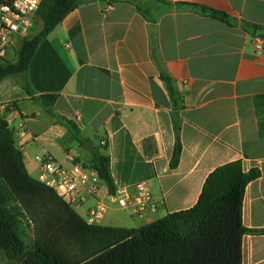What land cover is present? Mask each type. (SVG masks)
<instances>
[{
    "label": "crops",
    "instance_id": "crops-1",
    "mask_svg": "<svg viewBox=\"0 0 264 264\" xmlns=\"http://www.w3.org/2000/svg\"><path fill=\"white\" fill-rule=\"evenodd\" d=\"M183 3L225 12L231 23ZM256 26L264 28V0H85L38 46L31 93L0 83L28 172L38 179L46 156L89 163L108 143L116 192L145 183L158 210L141 217L121 209L100 179L97 197L84 193L71 206L87 220L102 201L99 224L111 211L118 224L109 225L140 228L193 208L214 170L241 161L245 172H261L243 203V223L255 231L243 239V264H264V29ZM42 95L58 99L46 108L35 100Z\"/></svg>",
    "mask_w": 264,
    "mask_h": 264
},
{
    "label": "trees",
    "instance_id": "trees-1",
    "mask_svg": "<svg viewBox=\"0 0 264 264\" xmlns=\"http://www.w3.org/2000/svg\"><path fill=\"white\" fill-rule=\"evenodd\" d=\"M84 1L43 0L37 15L42 30L0 57V83L15 78L31 93L28 69L38 46ZM182 5L231 23L225 12ZM57 99L58 95H42L35 100L49 108ZM64 123L83 145L77 125L69 120ZM108 150V143L96 148L91 161L84 165L115 194ZM181 154L177 133L173 168ZM260 176L258 169L245 172L241 161L231 162L209 175L193 208L140 228L89 224L54 189L30 175L24 154L16 146L15 130L0 105V256L13 264H243V239L255 232L243 223V203L248 185Z\"/></svg>",
    "mask_w": 264,
    "mask_h": 264
},
{
    "label": "built area",
    "instance_id": "built-area-1",
    "mask_svg": "<svg viewBox=\"0 0 264 264\" xmlns=\"http://www.w3.org/2000/svg\"><path fill=\"white\" fill-rule=\"evenodd\" d=\"M43 0H0V57L16 48L17 43L30 35ZM263 42L257 43L262 49ZM72 164L67 166L51 156L42 159V171L38 180L54 189L64 201L79 206L85 200L84 193L97 197L99 180L97 173L84 163L69 157ZM118 206L133 214L144 217L158 210V202L145 183L137 184L124 192L113 194ZM107 211V206L98 202L87 219L89 224H99Z\"/></svg>",
    "mask_w": 264,
    "mask_h": 264
},
{
    "label": "rangeland",
    "instance_id": "rangeland-1",
    "mask_svg": "<svg viewBox=\"0 0 264 264\" xmlns=\"http://www.w3.org/2000/svg\"><path fill=\"white\" fill-rule=\"evenodd\" d=\"M42 28H43V24H42V22L38 19V20H36L35 21V24H34V26H33V29H32V31H31V33H30V35L29 36H35L36 34H38L41 30H42ZM19 44H20V42H18L17 43V46H16V48H18V46H19ZM11 52V51H10ZM8 82L7 83H10L11 81L12 82H16V83H18L19 81L18 80H16L15 78H10V79H8L7 80ZM75 148L77 149L78 147H76L75 146ZM110 215H112L111 216V218H109L110 217ZM113 215H114V212H109V214L107 215V217H106V219L104 220V221H102V225H109V224H118V223H116L114 220H112L113 219ZM140 224V223H139ZM109 226H111V225H109ZM28 244H30L31 245V240H28ZM0 264H13L11 261H9V260H7L6 258H4L2 255L0 256Z\"/></svg>",
    "mask_w": 264,
    "mask_h": 264
},
{
    "label": "water",
    "instance_id": "water-1",
    "mask_svg": "<svg viewBox=\"0 0 264 264\" xmlns=\"http://www.w3.org/2000/svg\"><path fill=\"white\" fill-rule=\"evenodd\" d=\"M93 147H94L93 142H90V143H88V144L85 146V148H86L87 150H92Z\"/></svg>",
    "mask_w": 264,
    "mask_h": 264
}]
</instances>
